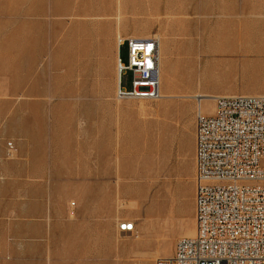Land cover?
I'll return each mask as SVG.
<instances>
[{
	"label": "rangeland",
	"instance_id": "1",
	"mask_svg": "<svg viewBox=\"0 0 264 264\" xmlns=\"http://www.w3.org/2000/svg\"><path fill=\"white\" fill-rule=\"evenodd\" d=\"M151 36L162 97L116 100V40ZM198 93L264 96V0H0V264L169 257L195 227Z\"/></svg>",
	"mask_w": 264,
	"mask_h": 264
},
{
	"label": "built area",
	"instance_id": "2",
	"mask_svg": "<svg viewBox=\"0 0 264 264\" xmlns=\"http://www.w3.org/2000/svg\"><path fill=\"white\" fill-rule=\"evenodd\" d=\"M158 59L156 36L118 39L114 98L160 99ZM194 223L193 236L179 237L155 264H264V96H218L212 115L196 113ZM117 229L131 235L134 224L123 220Z\"/></svg>",
	"mask_w": 264,
	"mask_h": 264
},
{
	"label": "bare ground",
	"instance_id": "3",
	"mask_svg": "<svg viewBox=\"0 0 264 264\" xmlns=\"http://www.w3.org/2000/svg\"><path fill=\"white\" fill-rule=\"evenodd\" d=\"M130 38H135V37H130ZM143 38H148V37H143ZM156 38L158 39V41H159V49H160V39H159V37H157L156 36ZM118 39H120V38H118ZM118 39L116 40V44H117V41H118ZM137 39H139V38H137ZM159 63H160V53H159V59H158V65H159ZM159 72H160V65H159ZM161 75V74H160ZM115 83H116V86H117V83H118V72H117V69H116V76H115ZM162 97V96H161ZM166 97V96H165ZM193 97H195V98H197V102H198V106H197V112H199V113H202V114H206V113H204V112H202V110L200 109V101L201 100H205V99H208V98H211V100H212V103H213V105H212V110H211V112L209 113V114H206V115H212L213 113H214V100H215V98H217L218 96H208V95H206V94H200V93H198V94H195ZM213 182H215L216 183V181H213ZM195 224V223H194ZM194 230H195V227H194ZM126 234H129V233H121V235H126ZM193 234H194V231H193V233H192V235H189V236H181V237H191V236H193Z\"/></svg>",
	"mask_w": 264,
	"mask_h": 264
},
{
	"label": "crops",
	"instance_id": "4",
	"mask_svg": "<svg viewBox=\"0 0 264 264\" xmlns=\"http://www.w3.org/2000/svg\"><path fill=\"white\" fill-rule=\"evenodd\" d=\"M159 53H160V51H159Z\"/></svg>",
	"mask_w": 264,
	"mask_h": 264
}]
</instances>
